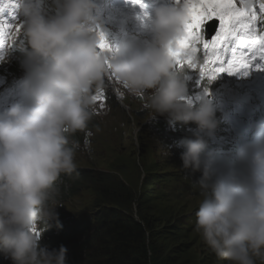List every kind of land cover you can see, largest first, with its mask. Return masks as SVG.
I'll list each match as a JSON object with an SVG mask.
<instances>
[{
    "label": "clouds",
    "instance_id": "1",
    "mask_svg": "<svg viewBox=\"0 0 264 264\" xmlns=\"http://www.w3.org/2000/svg\"><path fill=\"white\" fill-rule=\"evenodd\" d=\"M260 2L245 0L256 7L257 27L264 29ZM12 4L15 7L9 9L12 13L4 14V21L20 24L22 38L13 39L14 44L7 46L13 48L9 51V69L19 63L24 77L19 81L6 79L8 75L0 71V78L6 82L3 92L14 103L5 110L0 104V262L104 264L94 257L96 246L108 242L103 237L107 225L101 213H105L108 231L126 221V216L141 225L149 242L147 264H161L150 262L158 254V260L165 261L171 243V264H191L186 261L192 259L190 248L196 250L194 262L215 264L219 258L224 264H264V108L255 113L263 104L264 64L260 69L253 66L247 76L221 73L211 83L205 76L201 84L199 71L192 76L193 69L178 67L173 53L180 52L177 41L191 20L183 0H153L150 11L141 9L139 23L126 20L124 15L135 18L136 14L118 8L112 33V27L104 29V17L98 20L95 14L98 0H52L48 7L54 9L50 11H45L44 0H14ZM109 15L105 13L106 21ZM218 26V20L207 21L201 35L210 40ZM124 30L137 32L142 39L127 41ZM99 32H103L112 52L98 47ZM4 38H8L5 33L0 35V39ZM197 48L198 62L203 63L202 44ZM4 49H0V56ZM191 77L196 81L192 83ZM9 86L13 88L7 89ZM192 89L194 92L189 94ZM20 92L22 98L15 103ZM99 92L104 97L103 107L94 99ZM111 94L114 101L110 105ZM190 97L193 102H189ZM125 99L131 102L126 104ZM147 109L153 126L140 124L136 130L133 117L145 119ZM108 110L117 111L114 114L119 118L121 132L117 127L119 137L105 152L125 155L127 146L132 148L137 156V191L123 178V164H114L108 170L99 158L92 160L94 168L83 167V162L76 160L80 152L76 134L85 131L93 118L112 117L114 114H108ZM171 121L175 132L179 131L177 127L182 129L167 141L162 132L172 125ZM190 124L196 128L193 138L187 131ZM251 125L255 135L247 140ZM98 128L103 139L112 134L116 125ZM149 131L157 136L154 147L147 138ZM218 138L224 141L220 146ZM157 144L163 150L162 157L168 150L166 168L177 157L181 159L173 172L178 176L171 180L166 169L154 162L152 153ZM96 146L95 141L89 145L94 157L100 156ZM146 155L153 158L152 166L145 163ZM75 172L80 187L86 189L91 182L94 207L82 208L81 213L92 226L72 240L73 231H67L66 240L58 242L51 236L50 241H43V237L48 238L46 227L54 225L57 234H63V221L56 211L60 206L56 202L57 182L62 175ZM160 174L164 191L157 190L155 194L172 204H153L150 198L155 191L149 197L143 194V189ZM190 187L199 192L196 201L201 200L196 213L187 206ZM69 188L74 191L70 184ZM176 194L181 196L179 200ZM132 197L135 200L129 213L117 205V199ZM182 218L187 222L185 239L194 236L202 243H184L181 238V244H174L183 232ZM96 220L102 221L103 233L88 240ZM145 222H149L151 230ZM161 230L167 241L165 237L157 238ZM152 242L158 246L157 251ZM83 245L87 253L79 251ZM199 247L206 250L199 252ZM182 248L187 249L186 254L181 253Z\"/></svg>",
    "mask_w": 264,
    "mask_h": 264
},
{
    "label": "bare ground",
    "instance_id": "2",
    "mask_svg": "<svg viewBox=\"0 0 264 264\" xmlns=\"http://www.w3.org/2000/svg\"><path fill=\"white\" fill-rule=\"evenodd\" d=\"M12 1H14V0H11V2L8 3V0H0V6L13 5ZM116 1H120L119 5L122 8H128V7L131 6V4L132 5H137L136 11L141 6L140 4H134L133 1H132L131 4L126 5L125 3H126L127 0H114V1L108 0V4L111 7L113 2H116ZM151 2H153V0H147L146 2H144L146 4V12L150 11L151 8H152L151 7ZM235 2H236L238 7H243L244 6L238 0H235ZM105 7H106V5H105ZM104 8H103L102 12L96 11L95 14L97 15L98 18L104 17V20H105V21H103L104 22L103 23L104 24V29L106 31H109L108 27H112L111 30L109 31L110 33H112L113 32V24L115 25V18H114L115 11L110 13V10H109L110 19H107V21H106V16L107 15L105 16ZM9 9H12V7H7L5 13L0 14V20H4V14L12 13ZM124 15L126 17V20L135 19V23H139L140 13L137 12L136 15L134 16L135 18H133L131 16H128L125 13H124ZM11 17L12 16H10V18ZM111 17H112V19H111ZM14 25H17V24H14ZM137 25H139V24H137ZM130 27H132V26H131V24L129 22L128 23V28H130ZM132 29H136V27H133ZM12 31L13 32L11 33L10 36H9V34H7L6 31L4 32L5 35L8 36V38H7L6 48L1 51V56L3 57V61H1V63H0V71L5 73L6 75H8L6 79L17 78V79H14V80L15 81H19L20 79H22L24 77V69L20 67L21 65L19 66V63L14 64L13 65L14 66L13 69H9V67L11 66V61H9L10 60V52L9 51L11 49H13V48L11 47V48L8 49L7 46L10 45V44H12V45L14 44V42L12 41L13 39L18 41V39L22 38V37L19 36L20 32L17 34L14 29ZM136 33L137 32H131V31L124 30V37L127 39V41H130V40H133V39H142L141 35L138 36ZM21 45H19L17 50H19V52H21L19 58L23 56L22 57V61H23L24 53L21 50ZM24 47H26V46H24ZM230 47H232V45ZM4 83H6V82H3V78H0V92H1L0 104H4V110H5L6 108L10 107L14 103L12 102L11 98H9L8 95L5 92H3V90H6V88L2 87V85H4ZM12 88L13 87L9 86L7 89L11 90ZM22 92H20V93H18L16 95L15 103L18 102L22 98ZM100 95H101V93L99 92L97 94V96H100ZM113 101H114V95L111 94V97L109 98L110 105L112 104ZM125 102L127 104V103L131 102V100L130 99H125ZM114 111H115V114H116L117 113L116 110H108V114H114ZM142 111H144V110H142ZM146 111L148 112V115H146L145 119H140L139 116L133 117L132 125L135 127L136 130H137V126L140 125V124H147V126H150V125L153 126V123H154L153 119L149 120V110L147 109ZM115 114L112 116L113 118L112 117H100L96 121L93 118L91 120V122L89 123L88 128L85 131H82L81 133H77L76 134L75 139H77L79 141V143H80V152H78V154L76 155V160L77 161H82L83 162V167L91 168L90 167V162H89V157H94V153L89 148V145L91 144L92 141H95L97 143L96 147H97V149L99 151H103V149L105 151H108L111 143L117 141V139L119 137V135H117V127H118V129H120V132H121V125H120V122H119V118L116 119ZM109 124L116 125V128H114L112 130L111 138L108 141H104L101 138V134H100V131H99L98 127H106ZM171 124L172 125L168 124V128H166L162 132L163 136H167L166 137L167 141H169L171 138H175L177 135H179L180 134V129H182V128H178L176 126L177 130H179V131L175 132L174 131V125H173L174 122H172ZM250 128L252 130L247 134V140H250V139H252L254 137L253 131H254L255 128H254L253 125H251ZM195 129H196L195 128V124H190L189 128L187 129V131H189V135H190L191 138H193V132L195 131ZM156 137L157 136L155 135V133L153 131H149L147 133V138H148L149 142L151 140V142H150L151 147H154L152 143H153V141H155L154 139H156ZM173 140L171 142H173ZM157 145H159V146H156L157 148H156L155 152L152 153L153 155H155L154 162L156 164L160 165L162 168L166 169L165 173L168 175V177L171 180V178L173 176H178L177 173H173V172H174L175 166L178 163L181 162V159H180V157L179 158L177 157V159L174 161V164L168 165L167 168H166V163L168 161V158L170 157V156L167 155V151L168 150L165 152L166 157H164V156L162 157L161 154L163 153V150L160 148V144H157ZM171 157H172V160H173L174 156H171ZM105 168L106 169L108 168V164L106 165ZM160 170H161V168H160ZM157 171H159V170H157ZM187 173H189V172H187ZM184 178L185 177H183V180H184ZM156 179L163 180L162 175L160 174V178L157 177V178H155V180ZM90 183L91 182L88 183L86 189L80 187V185L76 181V172L73 173L72 175H62L61 176L60 180L57 182L58 194L56 195V202L60 206L57 207L56 211L59 214V218L63 221V225H64L63 234L62 235H58L57 231H56V227L54 225L46 227V232H48L46 235L48 236V238L43 237L42 238L43 241H45V240H49L50 241L52 239L51 236L53 238H55L58 242H60L61 240H66L68 235H65V233L67 231H73L74 235H71V237H70V239L72 240L74 238V236L82 235L84 232L88 231L89 227L92 226V222L88 223L81 212H82L83 203H84L83 201L85 199H91L92 198V190H91V184ZM69 184L71 185V187L74 188V191L70 190ZM147 186L143 189L144 196H146V194L150 193V191L146 190ZM184 189H185V187H184ZM159 190L160 191H164V186L162 185ZM153 191H155V190H153ZM155 192H157V191H155ZM187 194H188V198H187L188 199V205H187L188 209H190V210L193 209L194 213H196L197 210H198V206H199V202L196 201V197L199 194V192H197V189L195 187H190L187 190ZM180 197L181 196L179 194H176V198L177 199H180ZM140 202H143V200L140 199ZM169 202H172V201H169ZM101 214L106 218V225L109 226L108 225V220H107V215L105 213H101ZM186 224H187V222L182 218V224L181 225L184 227L183 229L185 231H187V227H186L187 225ZM41 227H43V226H41ZM94 227H95V230L88 237V240L89 239L91 240V238L93 239L94 235L99 233V232H101V231L103 233V223H102L101 220H96ZM109 229H110V227H109ZM195 231H196V229L194 230V232ZM107 232H112V231H108L107 230L105 232V230H104V233H107ZM193 242L202 243V239H197V240L193 239ZM42 245H43V243H42ZM203 250H206V249L203 248ZM79 251H81L82 253H87L86 252L87 248L83 245V246L80 247ZM95 261L98 262L97 260H95ZM0 264H6V262H4V263L0 262Z\"/></svg>",
    "mask_w": 264,
    "mask_h": 264
},
{
    "label": "snow or ice",
    "instance_id": "3",
    "mask_svg": "<svg viewBox=\"0 0 264 264\" xmlns=\"http://www.w3.org/2000/svg\"><path fill=\"white\" fill-rule=\"evenodd\" d=\"M179 2L180 0H177V3ZM183 2L191 20L185 27L184 36L177 41L180 52L173 53L178 67L196 69L199 63L197 45L202 44L204 61L199 63L200 81L206 76L211 83L221 73L247 76L253 66L256 69L261 68L264 64V29L257 27L258 13L253 4L245 3V0H240L243 7H238L235 0H183ZM133 3L140 4L143 8V0H133ZM7 7H15V4L0 6V14L5 13ZM259 13L264 14V0L259 3ZM212 20H218L219 26L216 34L207 40L201 35V30L207 21ZM13 29L18 34L20 24L13 25L0 20V34L7 31L10 36ZM6 44L7 38L0 39V49H4ZM229 45L232 47L229 48ZM98 47L106 53L113 50L103 32H99ZM226 56L229 58L226 59ZM2 58L0 56V59ZM109 77L112 78V74H109ZM116 80L118 81V78ZM207 91L208 88L205 86L204 92ZM94 99L101 101V107L104 106L102 95L95 96ZM188 99L189 102H193L191 97Z\"/></svg>",
    "mask_w": 264,
    "mask_h": 264
},
{
    "label": "trees",
    "instance_id": "4",
    "mask_svg": "<svg viewBox=\"0 0 264 264\" xmlns=\"http://www.w3.org/2000/svg\"><path fill=\"white\" fill-rule=\"evenodd\" d=\"M119 185L123 188L122 184ZM116 189L118 190L119 187L116 186ZM151 193L146 194V197L151 196ZM133 200H135L133 197L128 199H117V205H119L129 213L131 211V204ZM126 217V221H122V223L118 225L112 232L104 233L103 237H106V239H108V242L104 246H96L95 259L98 262H104V264H147L149 260L147 255V245L149 244V242L145 237V231L143 230L141 225L135 222V220H133L130 216ZM139 218L143 219L141 213H139ZM145 224L147 228L150 227L149 222H145ZM108 229L109 226L106 227V231ZM149 229L151 230L152 227H150ZM99 233L95 234L93 238L99 235ZM194 233L197 232L195 231ZM186 235L187 231L183 229V232L179 233V235L176 237L174 244H181V238H184V243H193L194 236L185 239ZM162 236H164L163 230L159 232L157 238ZM153 245L154 249L157 251L158 246H156L154 243ZM172 248L173 246L169 248L165 257V261L158 260V254L157 258L151 259L150 262H162L161 264H171L170 262H173L174 260ZM181 253L186 254L187 249L182 248ZM195 260L196 259L193 258V262H191V264L198 263L194 262ZM214 262H217L215 264H224L222 263V259L219 258H216ZM202 264L205 263L202 262Z\"/></svg>",
    "mask_w": 264,
    "mask_h": 264
},
{
    "label": "rangeland",
    "instance_id": "5",
    "mask_svg": "<svg viewBox=\"0 0 264 264\" xmlns=\"http://www.w3.org/2000/svg\"><path fill=\"white\" fill-rule=\"evenodd\" d=\"M259 97V96H258ZM259 99V98H258ZM264 108V98H263V104H261V106H258L256 108V112L257 114L261 113L263 111ZM130 121V119H129ZM132 129H134L132 127ZM253 135H255V131H253ZM111 138V135H107L104 139V141H108ZM217 145L220 146L224 143L223 140H221V138H218L216 141ZM135 150V149H134ZM127 151L128 153L125 155L119 154V153H112L109 152L106 154L105 150L103 149V151H100V156H95V157H91V161L90 162V167L94 168L95 165L93 163V159L95 158H99L101 162H105L106 165L108 164V170L113 168V165H122V173H123V178L125 179V181L130 184L131 187L134 186L135 191H137V185H138V181L136 179L137 177V173L138 171L135 170L134 168V162L137 160V156L136 153L132 150V148H130L129 146H127ZM118 152H120V150L118 149ZM153 157H155L153 155ZM143 160V159H142ZM145 163L149 164V166H152L153 163V158H149L147 155L145 156ZM146 171V170H145ZM151 174V173H150ZM139 179V178H138ZM163 180L161 179H154L151 183L148 184L147 186V191L153 192V190L157 191L160 189V187L163 185ZM168 198H161L158 195H156L155 193H153L152 197L150 198V200L152 201L153 204L155 205H168V204H172V202H168L166 201ZM93 200H94V193L92 192V198L91 199H85L83 202V209L85 210H89L90 208L94 207L93 206ZM201 200H199V204H200ZM143 203H146L145 200L143 201ZM196 229V228H195ZM163 238L165 237V240L167 241L166 236H162ZM192 243V242H191ZM195 244V242H193ZM173 245V243H171ZM198 249V248H197ZM203 248L199 247L198 251H202ZM188 254L189 257L192 259H188L186 261L188 262H193V258H196V250L195 249H189L188 250ZM201 261H203V259H200ZM199 264H202V262H198ZM189 264V263H187Z\"/></svg>",
    "mask_w": 264,
    "mask_h": 264
}]
</instances>
